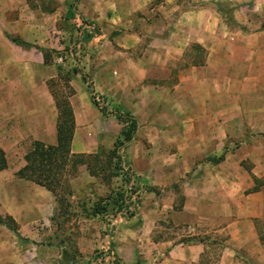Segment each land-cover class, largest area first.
Segmentation results:
<instances>
[{
    "label": "crops",
    "instance_id": "crops-1",
    "mask_svg": "<svg viewBox=\"0 0 264 264\" xmlns=\"http://www.w3.org/2000/svg\"><path fill=\"white\" fill-rule=\"evenodd\" d=\"M29 1L0 0V264H96L103 243L106 263L264 264V0H57L37 24L13 17ZM73 68L71 156L109 154L124 128L93 96L138 121L129 187L101 189L85 166L71 181L100 201L126 189L134 205L89 219L107 242L58 231L56 196L18 175L34 142L59 145L49 84Z\"/></svg>",
    "mask_w": 264,
    "mask_h": 264
},
{
    "label": "trees",
    "instance_id": "trees-1",
    "mask_svg": "<svg viewBox=\"0 0 264 264\" xmlns=\"http://www.w3.org/2000/svg\"><path fill=\"white\" fill-rule=\"evenodd\" d=\"M9 39L18 46L26 48L32 47V45L26 43L18 37L10 35ZM39 50L44 54L46 63L49 62V58L51 57L52 53L45 49ZM73 74H82V71L77 68H73L68 73V77L63 79L65 89L67 90L66 94H60L55 89L53 81H51L49 84L50 90L54 95L60 113L58 122L59 145L54 147L45 145L41 142H34L33 149L26 156L27 165L19 172L18 175L21 178H25L40 186L48 188L57 197L56 189L57 187L61 186L65 170L67 171V169L71 168L73 171L77 170L79 166L86 165L92 176L97 177L93 172L94 165L104 170L105 167L111 164L112 171L110 172L109 176L122 177L124 185L129 187L131 183V177L129 176L130 168L124 165V159L121 151L134 140L138 130V121L130 113L121 112L119 110L111 112L108 106L101 107V105L95 99V96H93L94 104L102 110L105 116H115L121 123L124 124L123 130L116 140L115 149L109 153L111 160L114 161H110L108 165L104 166L102 163V157L105 153L103 151H100V153L96 155L71 156V144L76 128L75 116L69 100V97L74 92L70 86V76ZM82 77L85 79L83 74ZM90 90L93 92L92 88H90ZM6 166L7 163L4 153L0 152V170L5 169ZM126 167H128V170H126ZM106 200L108 201V204H112L114 208H118L117 212H121L124 207L129 208L134 205L133 202L130 201V197L126 196V189L114 191L108 197L102 198L100 202H104ZM99 206L100 204L96 205L95 212L97 214H103L106 216L108 214L107 207H102L100 209ZM115 213L116 212H114V214ZM9 220L12 221V219ZM0 222L5 223V220L0 217ZM13 230L16 231L15 229ZM16 233L18 236H20L17 231ZM111 249L112 248H110V251ZM104 255L105 254L103 252L97 254L95 258L96 264H122L114 254L112 255L114 259L109 263H106L104 261ZM63 258L65 264H75L77 261L73 254L69 251L63 252ZM98 258H103V261L101 263L97 262Z\"/></svg>",
    "mask_w": 264,
    "mask_h": 264
},
{
    "label": "rangeland",
    "instance_id": "rangeland-1",
    "mask_svg": "<svg viewBox=\"0 0 264 264\" xmlns=\"http://www.w3.org/2000/svg\"><path fill=\"white\" fill-rule=\"evenodd\" d=\"M57 4H58L57 0H30L27 4L28 6L19 5V8L16 10L13 17L15 16L17 18L21 14L27 15L28 13H30L26 16V21L29 23L37 24L36 22H40V19L43 16L42 14L45 12L54 11ZM35 24H34V27L30 29V31L33 34L32 38L34 39L36 38L35 32L38 29V27H36ZM65 52L64 54H66ZM54 54L57 55L58 53H55L54 51ZM54 54L52 53L51 55H54ZM64 71L65 72L61 75V80H59V78L52 80L54 82L55 89L60 94L67 93V90L65 89V86H64L63 79L65 77H68V75L65 74L66 70ZM8 90H9V83H8L7 76L1 73L0 93H3V91H8ZM102 161H103L102 162L103 165L106 166L112 160L109 154L105 153L102 157ZM82 166H85L86 169L88 170L86 165H82ZM80 167L81 166H79L77 170H73V171L71 170V168L67 169V171L65 170L63 174L61 186L57 187L56 189L57 191L56 192L57 193L56 202H57L58 208L56 209L57 212H56L55 220L58 224L57 230L64 231L68 235V233H70L71 231L72 232L78 231L80 229V232L82 230L90 232V230L92 229L93 232L99 234V238H100L99 241H102L104 239L105 242H107L108 235L103 230V225L101 227L102 230H100V226L96 224H91L89 226V219L91 218L92 214L97 215V213L95 212L96 205L100 204L99 206L100 209L104 207L99 200V198L101 197L98 198V195L96 194L97 190L94 184L86 183L82 185L81 187L76 188V186H73L71 182L72 179L75 177V175L80 171ZM111 171H112L111 164L105 167L104 170L94 165L93 172L97 176L94 178L96 179V182L99 184L101 189L103 188V186L106 188H109V185L112 184L113 178L109 176ZM168 233L172 235L173 233H178V231L175 229H172ZM214 264H216V262Z\"/></svg>",
    "mask_w": 264,
    "mask_h": 264
},
{
    "label": "built area",
    "instance_id": "built-area-1",
    "mask_svg": "<svg viewBox=\"0 0 264 264\" xmlns=\"http://www.w3.org/2000/svg\"><path fill=\"white\" fill-rule=\"evenodd\" d=\"M109 246L107 245V244H105V243H103L102 244V247H101V252H103V253H106V252H108L109 251V248H108ZM109 256V255H108ZM109 258V260H108V262L111 260V256H109L108 257Z\"/></svg>",
    "mask_w": 264,
    "mask_h": 264
}]
</instances>
